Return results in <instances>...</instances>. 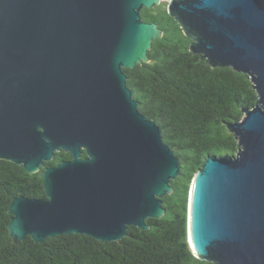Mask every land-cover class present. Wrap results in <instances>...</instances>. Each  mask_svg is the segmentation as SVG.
I'll return each mask as SVG.
<instances>
[{"label":"water","instance_id":"95a60500","mask_svg":"<svg viewBox=\"0 0 264 264\" xmlns=\"http://www.w3.org/2000/svg\"><path fill=\"white\" fill-rule=\"evenodd\" d=\"M158 3L0 0V159L44 167L46 196L13 198L15 240L120 241L164 215L181 164L123 71L149 61L162 36L140 17ZM168 11L195 37L194 53L247 74L258 96L226 124L237 154L208 156L194 175L187 241L216 264H264V0H172ZM61 150L71 159L46 166Z\"/></svg>","mask_w":264,"mask_h":264},{"label":"trees","instance_id":"16d2710c","mask_svg":"<svg viewBox=\"0 0 264 264\" xmlns=\"http://www.w3.org/2000/svg\"><path fill=\"white\" fill-rule=\"evenodd\" d=\"M143 21L163 31L148 51L149 61L123 69L139 111L161 128L163 141L179 158L180 174L171 180L160 218L149 226H129L120 241L102 242L85 234H60L42 242L9 234L13 198H46L43 170L28 173L22 165L0 159V264H216L193 254L188 240V205L194 175L208 156L235 155L238 140L226 124L243 118L254 107L257 93L247 74L212 66L191 50L195 37L158 3L140 11ZM85 156V154H84ZM47 165L70 156L55 153Z\"/></svg>","mask_w":264,"mask_h":264},{"label":"flooded vegetation","instance_id":"af4514ba","mask_svg":"<svg viewBox=\"0 0 264 264\" xmlns=\"http://www.w3.org/2000/svg\"><path fill=\"white\" fill-rule=\"evenodd\" d=\"M84 154H85V156H86V153L83 152V157H85ZM69 159H71V158L69 157V158L64 159V160H69ZM59 163H60V162H59ZM45 165H46V166H55V165H47V164H45ZM56 165H57V164H56ZM40 169H44V167H42V168H40Z\"/></svg>","mask_w":264,"mask_h":264},{"label":"rangeland","instance_id":"374dc122","mask_svg":"<svg viewBox=\"0 0 264 264\" xmlns=\"http://www.w3.org/2000/svg\"><path fill=\"white\" fill-rule=\"evenodd\" d=\"M170 1L172 0H161V2L166 3V4H168ZM235 154H237V152Z\"/></svg>","mask_w":264,"mask_h":264}]
</instances>
